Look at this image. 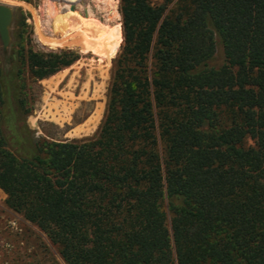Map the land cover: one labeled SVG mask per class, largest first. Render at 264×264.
I'll use <instances>...</instances> for the list:
<instances>
[{
  "label": "trees",
  "instance_id": "trees-1",
  "mask_svg": "<svg viewBox=\"0 0 264 264\" xmlns=\"http://www.w3.org/2000/svg\"><path fill=\"white\" fill-rule=\"evenodd\" d=\"M118 10L117 52L113 37L80 42L106 62L116 52L89 139L35 138L25 122L26 81L79 54L33 49L23 18L0 48L6 205L64 264H264V0Z\"/></svg>",
  "mask_w": 264,
  "mask_h": 264
},
{
  "label": "rangeland",
  "instance_id": "rangeland-1",
  "mask_svg": "<svg viewBox=\"0 0 264 264\" xmlns=\"http://www.w3.org/2000/svg\"><path fill=\"white\" fill-rule=\"evenodd\" d=\"M118 1L81 0L76 10L68 8L75 14L69 20L68 12L52 0H0L12 10L10 31L18 18H23L33 49H70L79 54L68 67L46 78L26 81L32 110L25 122L35 138L60 141L89 139L96 135L107 100L111 63L121 41ZM56 10L63 12L65 21L53 20ZM80 18L89 25L88 29L83 28L84 33L79 32ZM68 20L72 28L66 24ZM75 27L77 31L68 36V31ZM114 28L117 32L110 34ZM83 37L91 42L100 40L102 45L113 37L116 52L106 62L81 46ZM0 264H64L57 246L34 224L9 208L1 190Z\"/></svg>",
  "mask_w": 264,
  "mask_h": 264
},
{
  "label": "water",
  "instance_id": "water-1",
  "mask_svg": "<svg viewBox=\"0 0 264 264\" xmlns=\"http://www.w3.org/2000/svg\"><path fill=\"white\" fill-rule=\"evenodd\" d=\"M12 10L9 6L0 3V48L5 52L10 43V25Z\"/></svg>",
  "mask_w": 264,
  "mask_h": 264
},
{
  "label": "bare ground",
  "instance_id": "bare-ground-1",
  "mask_svg": "<svg viewBox=\"0 0 264 264\" xmlns=\"http://www.w3.org/2000/svg\"><path fill=\"white\" fill-rule=\"evenodd\" d=\"M65 12H68V19L70 20L71 18H74V13H73V11H71V10H69V9H66V11ZM63 14V12H57V10L56 11H54L53 12V20L56 22V23H60V22H62V21H65V19H64V16L62 15ZM66 21V24L67 25H69V26H71V28H72V26H73V24L72 25H70V21ZM76 26V25H75ZM58 29V28H57ZM66 29V28H65ZM68 31V30H67ZM74 31H77V27H75L74 29H72V31L70 32V31H68V36H72V33H74ZM67 34H66V36H67ZM78 35H79V32H78ZM61 36H62V33H61ZM76 38V37H75ZM56 43V42H55ZM59 44V43H58ZM53 46H54V44H53ZM59 46V45H58Z\"/></svg>",
  "mask_w": 264,
  "mask_h": 264
},
{
  "label": "built area",
  "instance_id": "built-area-1",
  "mask_svg": "<svg viewBox=\"0 0 264 264\" xmlns=\"http://www.w3.org/2000/svg\"><path fill=\"white\" fill-rule=\"evenodd\" d=\"M81 0H52V2H57L62 5V9L66 10L68 8H72L76 10V6L79 5Z\"/></svg>",
  "mask_w": 264,
  "mask_h": 264
}]
</instances>
